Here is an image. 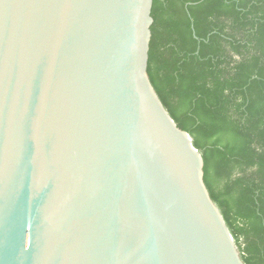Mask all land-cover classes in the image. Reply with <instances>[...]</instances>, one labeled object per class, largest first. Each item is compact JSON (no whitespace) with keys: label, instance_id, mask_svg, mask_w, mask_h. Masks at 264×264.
<instances>
[{"label":"water","instance_id":"obj_1","mask_svg":"<svg viewBox=\"0 0 264 264\" xmlns=\"http://www.w3.org/2000/svg\"><path fill=\"white\" fill-rule=\"evenodd\" d=\"M154 0H0V264H244L147 74Z\"/></svg>","mask_w":264,"mask_h":264},{"label":"trees","instance_id":"obj_2","mask_svg":"<svg viewBox=\"0 0 264 264\" xmlns=\"http://www.w3.org/2000/svg\"><path fill=\"white\" fill-rule=\"evenodd\" d=\"M147 74L244 264H264V0H154Z\"/></svg>","mask_w":264,"mask_h":264}]
</instances>
